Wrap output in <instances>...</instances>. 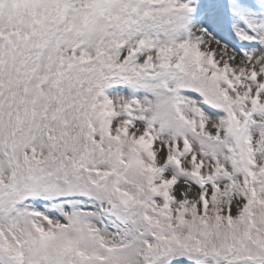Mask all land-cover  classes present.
<instances>
[{"label": "snow or ice", "instance_id": "6c2138e0", "mask_svg": "<svg viewBox=\"0 0 264 264\" xmlns=\"http://www.w3.org/2000/svg\"><path fill=\"white\" fill-rule=\"evenodd\" d=\"M0 264H264V0H0Z\"/></svg>", "mask_w": 264, "mask_h": 264}]
</instances>
